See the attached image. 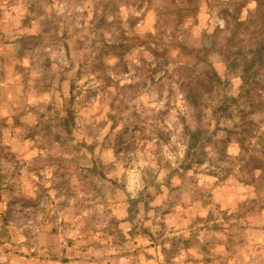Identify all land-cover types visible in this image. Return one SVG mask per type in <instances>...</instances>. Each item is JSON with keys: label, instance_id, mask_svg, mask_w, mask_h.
<instances>
[{"label": "rangeland", "instance_id": "rangeland-1", "mask_svg": "<svg viewBox=\"0 0 264 264\" xmlns=\"http://www.w3.org/2000/svg\"><path fill=\"white\" fill-rule=\"evenodd\" d=\"M264 0H0V264H264Z\"/></svg>", "mask_w": 264, "mask_h": 264}, {"label": "trees", "instance_id": "trees-1", "mask_svg": "<svg viewBox=\"0 0 264 264\" xmlns=\"http://www.w3.org/2000/svg\"><path fill=\"white\" fill-rule=\"evenodd\" d=\"M262 53H264V46H261L257 51H256V57L260 56Z\"/></svg>", "mask_w": 264, "mask_h": 264}]
</instances>
